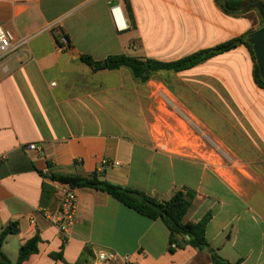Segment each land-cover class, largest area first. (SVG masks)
Segmentation results:
<instances>
[{
    "label": "crops",
    "instance_id": "0c3cea01",
    "mask_svg": "<svg viewBox=\"0 0 264 264\" xmlns=\"http://www.w3.org/2000/svg\"><path fill=\"white\" fill-rule=\"evenodd\" d=\"M110 7V0H0V26L28 39L0 59V236L18 229L2 253L17 263L21 247L38 237V251L21 264H214L208 251L190 246L170 254L163 221L90 188L76 189L64 240L48 217L60 205L51 175L96 172L158 202L193 191L184 221L211 214L206 238L223 260L264 264V88L250 51L241 45L144 83L128 68L83 61L174 62L258 31V9L124 0L129 29L119 32ZM62 34L71 48L60 52ZM101 253L118 258L101 262Z\"/></svg>",
    "mask_w": 264,
    "mask_h": 264
},
{
    "label": "trees",
    "instance_id": "16d2710c",
    "mask_svg": "<svg viewBox=\"0 0 264 264\" xmlns=\"http://www.w3.org/2000/svg\"><path fill=\"white\" fill-rule=\"evenodd\" d=\"M260 1L264 3V0ZM218 3L228 13L243 11V9L240 7L243 3L241 0H218ZM255 32L256 31H250L241 37L231 39L213 48L198 51L185 58L169 63L142 60L126 55H115L108 57L105 60L106 66H104V63L95 62L89 56H84L83 61L88 65L95 66L99 69L106 68L109 70H117L120 68H128L137 80L144 83L158 71L166 70L180 72L188 70L217 55L229 52L241 45H244L250 51L254 63V80L259 87L264 88V80L260 74L253 46L249 43V38ZM51 180L68 184L76 189L90 188L103 191L145 217H148L152 220L160 219L169 230L168 251L170 254H174L178 249H185L186 247L190 246L199 250L208 251L214 264H230L223 260L218 255L217 251L213 249L207 241L206 230L211 219V214L206 215L198 223L184 221V218L187 215L195 198V193L193 191L188 189H179L176 190L168 200L158 202L133 189L124 188L101 180L100 176L96 172L91 174L89 177H83L79 175L53 174L51 175ZM132 193L143 195L146 202H152L153 204L159 206L161 211H155L154 209L150 208L147 203L140 204L134 197H132ZM17 232L18 229L16 225L13 224L4 229L1 233L0 264H21L32 254L38 251V244L40 240L38 237H35L21 247L17 263H12L2 253L1 247L7 236L16 234Z\"/></svg>",
    "mask_w": 264,
    "mask_h": 264
},
{
    "label": "built area",
    "instance_id": "2783aa9c",
    "mask_svg": "<svg viewBox=\"0 0 264 264\" xmlns=\"http://www.w3.org/2000/svg\"><path fill=\"white\" fill-rule=\"evenodd\" d=\"M110 14L113 23L119 32H124L129 29V21L124 10V0H110ZM28 39H17L12 31L4 29L0 26V59L4 56L20 50L26 45ZM71 48L70 41L65 34H62L57 40L58 51H65ZM29 149H36V145H29ZM103 164H108V161H103ZM48 174V171L45 172ZM56 191L60 196L59 209L55 214H49L48 217L53 219V224L58 228L64 240L66 234L75 221V212L77 207L76 188L68 184L55 181ZM35 224L34 220H31ZM118 255L115 253H101L99 260L101 262H111L117 260Z\"/></svg>",
    "mask_w": 264,
    "mask_h": 264
},
{
    "label": "water",
    "instance_id": "95a60500",
    "mask_svg": "<svg viewBox=\"0 0 264 264\" xmlns=\"http://www.w3.org/2000/svg\"><path fill=\"white\" fill-rule=\"evenodd\" d=\"M241 7H251L257 8L261 17L264 20V3L259 0H248L245 5H241ZM249 43L253 46L254 54L256 56V60L258 63V67L260 70V74L264 80V25L261 29L256 31L249 38ZM106 66V63H104ZM132 197H134L140 204L147 203V205L154 209L157 212L161 211V208L152 202H146L145 197L138 193H132Z\"/></svg>",
    "mask_w": 264,
    "mask_h": 264
}]
</instances>
